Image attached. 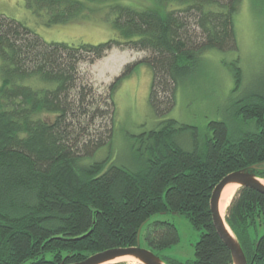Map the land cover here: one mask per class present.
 Instances as JSON below:
<instances>
[{"label":"trees","instance_id":"trees-1","mask_svg":"<svg viewBox=\"0 0 264 264\" xmlns=\"http://www.w3.org/2000/svg\"><path fill=\"white\" fill-rule=\"evenodd\" d=\"M105 5L115 36L98 43L44 41L0 13V264H66L112 247L136 244L165 264H232L209 209L226 174L264 162V90L234 100L232 113L252 129L230 135L223 120L196 127L163 118L134 137L135 164L110 156L86 161L110 140L114 92L138 63L151 67L149 101L158 114L174 105L180 82L208 48L237 47L234 14L241 0H25L45 26L83 20ZM90 11V12H89ZM145 54L124 64L98 92L82 76L111 48ZM241 68L235 66L236 86ZM190 132L192 142L179 138ZM264 178V167L254 171ZM225 222L247 264H264V194L239 186ZM185 216L199 230L193 258L161 251L179 240L175 224L155 213ZM125 264V263H111ZM139 264V263H136Z\"/></svg>","mask_w":264,"mask_h":264},{"label":"rangeland","instance_id":"rangeland-1","mask_svg":"<svg viewBox=\"0 0 264 264\" xmlns=\"http://www.w3.org/2000/svg\"><path fill=\"white\" fill-rule=\"evenodd\" d=\"M86 4L93 10L85 19L51 26H45L27 8L25 0H0V13L21 21L47 42L93 44L113 38L114 30L103 20L105 5L89 1ZM234 28L237 47L224 50L208 48L201 52L199 63L178 85L174 105L162 114H158L149 101L151 67L138 63L114 92L115 110L110 140L96 148L86 161L109 155V161L127 166L135 164L134 137L166 117L195 126L198 139L209 132L207 124L210 120L225 121L229 134L233 136L242 130L252 129L250 122L243 123L241 117L232 113V104L252 91L264 90V0H241L234 14ZM144 54L140 50L113 47L93 63L81 62L79 67L82 76H86L98 92H103L124 64ZM235 66L241 68L239 87L234 76ZM179 140L184 146H190L192 135L187 132ZM148 220H168L177 228L179 240L162 250L161 255L182 260L193 258V246L199 230L185 216L164 212L155 213ZM139 245L146 247L143 231L139 235Z\"/></svg>","mask_w":264,"mask_h":264},{"label":"water","instance_id":"water-1","mask_svg":"<svg viewBox=\"0 0 264 264\" xmlns=\"http://www.w3.org/2000/svg\"><path fill=\"white\" fill-rule=\"evenodd\" d=\"M264 167V162L258 164H252L247 168L232 171L221 178V180L214 186L210 200L209 209L211 214L212 225L223 241V243L229 249L232 264H247L245 254L238 243L236 237L232 233L231 229L225 225V221L218 209V201L222 188L227 183H238L239 186H248L260 193L264 194V184L259 181V177L255 175L256 170ZM227 224V223H226ZM140 228L137 231L136 244L126 247H112L105 250H101L88 255L82 260L66 263V264H102L116 257L123 255H131L136 257L140 262L139 264H165L160 257L152 250L141 247L139 245ZM109 264V263H108ZM111 264V263H110Z\"/></svg>","mask_w":264,"mask_h":264},{"label":"bare ground","instance_id":"bare-ground-1","mask_svg":"<svg viewBox=\"0 0 264 264\" xmlns=\"http://www.w3.org/2000/svg\"><path fill=\"white\" fill-rule=\"evenodd\" d=\"M259 181L262 184H264V178L259 177ZM238 187H239L238 183L231 182V183H227L221 190L219 201H218V209L224 221H225V214H226L228 204L231 202L230 200L233 198L236 188L238 189ZM225 225H227L226 222H225ZM118 262H121V263L124 262L127 264H136L140 261L134 256L123 255V256L116 257L102 264L118 263Z\"/></svg>","mask_w":264,"mask_h":264}]
</instances>
